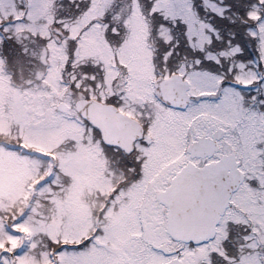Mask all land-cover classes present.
Listing matches in <instances>:
<instances>
[{
    "label": "snow or ice",
    "instance_id": "obj_1",
    "mask_svg": "<svg viewBox=\"0 0 264 264\" xmlns=\"http://www.w3.org/2000/svg\"><path fill=\"white\" fill-rule=\"evenodd\" d=\"M0 126V264H264V0H0Z\"/></svg>",
    "mask_w": 264,
    "mask_h": 264
},
{
    "label": "rangeland",
    "instance_id": "obj_2",
    "mask_svg": "<svg viewBox=\"0 0 264 264\" xmlns=\"http://www.w3.org/2000/svg\"><path fill=\"white\" fill-rule=\"evenodd\" d=\"M29 67H31V66H29ZM37 68H39V67H37ZM34 70L35 69H33V71ZM27 72H29V71H27V70L23 71L21 77L23 75H26ZM5 130H6L5 127L0 126V131H5ZM21 175H22V172L14 171L12 173L9 181L7 182V184L0 183V194L7 191L10 193H13L14 195H19L20 194V188H19L18 182L20 181Z\"/></svg>",
    "mask_w": 264,
    "mask_h": 264
},
{
    "label": "trees",
    "instance_id": "obj_3",
    "mask_svg": "<svg viewBox=\"0 0 264 264\" xmlns=\"http://www.w3.org/2000/svg\"><path fill=\"white\" fill-rule=\"evenodd\" d=\"M36 66H37V67H40L38 64H37ZM11 70H12L13 72H16V68H15V67H12ZM30 76H31V73H30V72H27L26 75H23V76H22V79H21V80L15 82L16 85L19 86L20 83H22L21 85H23L24 80L28 79ZM14 79H17V76H14ZM22 81H23V82H22Z\"/></svg>",
    "mask_w": 264,
    "mask_h": 264
}]
</instances>
